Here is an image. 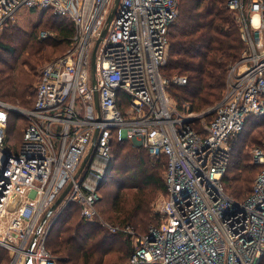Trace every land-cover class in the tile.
<instances>
[{"label": "built area", "instance_id": "1", "mask_svg": "<svg viewBox=\"0 0 264 264\" xmlns=\"http://www.w3.org/2000/svg\"><path fill=\"white\" fill-rule=\"evenodd\" d=\"M227 6L238 13L247 48L209 109L212 119L198 130L194 124L203 114L187 106L179 111L167 91L169 82L185 84L187 78L169 79L160 70L180 0H120L104 36L115 0H0V31L26 9L48 11L74 26L69 47L41 68L33 106L0 98V246L10 252L9 264H59L45 242L72 202L80 205L82 219L130 235L128 264H264V142L251 149L260 165L251 194L239 201L223 184L231 137L249 118L264 115V0H227ZM15 110L27 125L21 141L10 146ZM114 138L167 158L163 219L146 233L99 216ZM70 182L31 245L42 217Z\"/></svg>", "mask_w": 264, "mask_h": 264}, {"label": "trees", "instance_id": "2", "mask_svg": "<svg viewBox=\"0 0 264 264\" xmlns=\"http://www.w3.org/2000/svg\"><path fill=\"white\" fill-rule=\"evenodd\" d=\"M40 11L44 23H48L50 18L55 27H58L57 41L48 44L52 46L53 43H66L68 48L74 34L73 24L64 17L54 16L48 11ZM10 24L13 23L9 22L6 26ZM9 34L4 33L3 38L0 39V61H3L2 52L10 54L16 52L17 48L13 45L14 39L21 40L17 32L10 31ZM15 42L18 43V41ZM31 43H29L31 57L26 55L23 63L35 69L36 55L39 59L38 54L45 44ZM27 45L26 42L23 47L26 49ZM245 49L246 44L241 36L237 16L227 6V0H180L179 16L169 29V52L160 69L161 73L171 77L170 79L176 75L187 78L185 84L171 81L170 86H167L170 95L176 99L177 106L181 110H186L188 107L190 111L196 112L219 101L223 96L229 66L241 57ZM43 53L49 56L47 52ZM17 60L12 64L9 62L0 66V98L18 101L23 105H30L33 102V106L36 88L35 91L32 88L36 79L22 67L16 70ZM15 115L17 114L14 112L10 113L7 134L17 120H19L18 123H23V126L27 125L25 118L17 119ZM197 121L198 119L195 121V126ZM256 127L259 128L257 131L262 136L260 139L252 137L254 131L251 130H255ZM23 132L24 130L22 136ZM22 136L17 140L18 143ZM17 138L18 136L15 135L13 139ZM251 140L253 146L250 147ZM129 142L113 139L114 165L105 181L113 180L118 189L126 191L123 194H117L115 199L117 211L111 217L114 224L130 225L138 233H146L148 230L138 231L139 228L147 227L153 220H156L158 222L156 226H159L163 219L162 213L153 215L151 204L159 194H167L165 180L167 158L162 154L153 155L146 149L145 153L144 149L136 148ZM263 142L264 115L249 118L244 129L231 137V157L223 176V184L227 193L239 201L245 200L252 192L260 165L253 160L251 149ZM6 143L8 144L7 141ZM244 145L250 149V153L245 151ZM161 160H164V165ZM64 211L70 214L62 213L52 226L45 242L47 249L57 256L59 264H101V259L96 262L93 258L97 252L99 253L98 250L108 245V242L111 243L113 238L107 235L97 236L99 231L96 220L82 219V222L74 225L69 222V225L64 227L63 224L72 218L73 212L80 213V205L72 202ZM120 235L132 243L129 235L124 233ZM88 241L90 244L86 245ZM1 250L6 253L8 250L0 246V264L5 262L7 264L8 255ZM57 252H62L63 256L57 255ZM130 255L128 257L127 254L120 253L113 264H118L127 257L129 261Z\"/></svg>", "mask_w": 264, "mask_h": 264}, {"label": "rangeland", "instance_id": "3", "mask_svg": "<svg viewBox=\"0 0 264 264\" xmlns=\"http://www.w3.org/2000/svg\"><path fill=\"white\" fill-rule=\"evenodd\" d=\"M229 9H231V8H229ZM231 10H233L237 16L238 24L240 26L241 36L243 38L242 25L240 23L238 13L234 9H231ZM42 17H43L42 12L39 9H36V11H31V10L26 9L25 11H21L13 20L9 21V22H12L13 24H10L9 26L5 25L2 28V30L0 31V39L3 38L4 33H6L7 35H10L9 34L10 31L13 33L17 32L18 37L21 38V40L14 39L13 45H15L17 48L15 53L10 54V53H6V52H2L1 58L3 61H0V66L6 65L9 62H11L10 64H12L13 62H15L16 59H18L17 60L18 65H15L17 67L16 70L18 68L20 69L22 67L28 73H31L36 79V83L34 84V86L32 88L33 91H35L37 81H38V75H39L41 68L44 66V64H46L48 61L52 60L56 56L64 53V51L67 48L66 43H63V44L62 43L61 44L53 43L52 46L48 44L50 42H56L57 41L56 35L58 32V27H55L56 25L51 22L50 18H49L48 23H44V21H42ZM173 28L174 27H172V29ZM44 32H50L51 35H47L45 37ZM15 41H18V43ZM244 41H245L246 48H247V41L245 39H244ZM26 42L28 43V45L25 49V47H23V44ZM31 42L45 44L43 50L40 51V53L38 54V56L40 57L39 59L37 58V55H36L37 66L35 69L32 68L29 64L23 63V61H25V59H26V55L31 57V54H29L30 47H31V45L29 47V43H31ZM43 42H45V43H43ZM44 51L47 52L49 54V56L45 55L43 53ZM245 51H246V49H245ZM168 52H169V46L167 49V54H168ZM244 52L242 53L241 57L237 61H235L234 63H232L229 66L227 76H228V73H229V70L231 69V67L241 60ZM167 54H166V57H167ZM41 55H44V56L42 57ZM167 78L170 79L171 77H167ZM226 84H227V77H226ZM226 84H225L224 92H225L226 87H227ZM168 89H167V91L170 95L171 93L169 92ZM224 92H223V94H224ZM170 97L173 99V102L176 104L177 103L176 99L172 95H170ZM2 99L5 101H8L9 103H12L16 106L22 107V108H29L32 106V103H33V102H31L30 105H25V104L23 105V104H20L18 101H11L10 99H5V98H2ZM177 105L178 104H176L177 109L181 112H184V110H181ZM212 106H213V104L210 106H207L203 110L196 111L198 113L203 114V116L201 118H199L198 121L196 122V126H195L196 128H198V129L202 128L203 123H208L212 119L213 114L209 110L210 107H212ZM15 114H17V115H15L17 119H20L23 117L21 114H18L16 112H15ZM18 117H20V118H18ZM12 121L13 120H11V122ZM18 121L19 120H17L16 124L11 127L10 132L6 136V141L8 142V144L10 146H14L18 143L17 140H19L21 138L22 131L26 127V125L23 126V123H20V122L18 123ZM261 127H263V126H261ZM258 129L259 128H257V127L255 128V130L250 129L251 131H254L252 134L253 138H256V139L262 138V136L259 134L260 132L257 131ZM15 135L18 136L17 139H13ZM253 138H252V140H253ZM252 140L249 143L250 147L253 146ZM129 144L135 146L136 148L144 149V152L146 153L145 148H143L141 145H138L134 142H129ZM244 149H245V151H248L250 153V149L248 147H245V145H244ZM113 158H115L114 151H113ZM113 158H112V161H113ZM161 161L163 162V165H164V160H161ZM257 170H258V167L256 168V171ZM125 191H126L125 189H122V190L118 189V187L116 186V183L113 180H110L109 182L106 180L104 182L102 188L100 189V200H99L100 202H99L97 208L99 211V216L104 221H106L107 223L114 224L113 223L114 221H112L111 216H114L116 214V211H117V207H116L117 203L115 206V199H116V196L118 193L123 194ZM166 197H167V195H165V194H159L156 197V199L152 202L151 207L153 209L152 210L153 215L157 214V213H161V209L163 207L162 204H164ZM63 211L57 217V219L53 223V225L57 222V220L60 218L62 213H63V215L67 213V211H64V212ZM67 214H70V212ZM71 215H72V218L71 219L69 218V220L65 224H63L64 227L68 226L69 222H70V224H73V225L77 222H82V216L78 211L73 212ZM95 222H97V224H98L97 226H98L99 234L97 236L100 237L102 235H105V236L107 235L109 238H113V240L111 243L108 242V245L101 247V249L98 250L99 253L97 252V254L95 255V257L93 259L96 262L98 259H101L102 260L101 264H113L115 262V258L120 256V253H125L129 257V255L131 254V251H132L133 239L130 237L131 241H132V243H131L126 237H123L122 235H120V233H115V232L111 231V229L107 225L101 224L98 220H96ZM46 223H48V220L45 221V224ZM156 224H158V222L156 220H153L151 223H149V225L147 227L139 228L138 231H144V230L147 231L151 226L156 225ZM140 233H142V232H140ZM89 244H90V241H88L86 245H89ZM84 249H86V248H84ZM1 251H2V253H6L4 250H1ZM6 255H8V258H9L8 261L10 262V259H11L10 252L8 251L6 253ZM57 255L63 256V253L57 252ZM128 257L125 258L124 260L120 261L118 264H128ZM119 260H121V259H119ZM8 261H7V264H9ZM4 264H6V262Z\"/></svg>", "mask_w": 264, "mask_h": 264}, {"label": "water", "instance_id": "4", "mask_svg": "<svg viewBox=\"0 0 264 264\" xmlns=\"http://www.w3.org/2000/svg\"><path fill=\"white\" fill-rule=\"evenodd\" d=\"M120 0H115V7L113 8L112 12L110 13L108 19H107V26L104 28L103 32H102V36L105 35L106 31H107V28H108V25L113 17V14H114V11H115V8L117 6V4L119 3ZM101 36V38H102ZM101 38L98 39L97 41V44L95 46V49L93 51V55H92V63H91V66H92V75H93V83L96 82L95 80V67H96V64H95V56H96V47L98 45V43L100 42ZM95 101H96V105L99 106V103H98V94L95 93ZM16 113H19L18 110H15ZM97 134H98V130L95 131L94 133V136H93V140H92V144L90 146V149H89V152L88 154L84 157L83 161L81 162L79 168H78V171H77V174H76V177L80 174V172L82 171L83 167L86 165L87 161H88V158L90 156V153L92 152L94 146H95V143H96V139H97ZM10 153L7 154V156H9ZM7 159V157H6ZM71 184L72 182H70L65 188L64 190L62 191V193L60 194V196L58 197V199L54 202V204L46 211V213L44 214V216L42 217L41 221H40V224L38 226V229L34 235V238L32 240V243L31 245L34 243V240L38 237V234H39V230L40 228L42 227V225L45 223V221L47 220V218L50 216V214L57 208V206L61 203V201L64 199V197L66 196L67 192L69 191L70 187H71Z\"/></svg>", "mask_w": 264, "mask_h": 264}, {"label": "bare ground", "instance_id": "5", "mask_svg": "<svg viewBox=\"0 0 264 264\" xmlns=\"http://www.w3.org/2000/svg\"><path fill=\"white\" fill-rule=\"evenodd\" d=\"M19 111V110H18Z\"/></svg>", "mask_w": 264, "mask_h": 264}]
</instances>
